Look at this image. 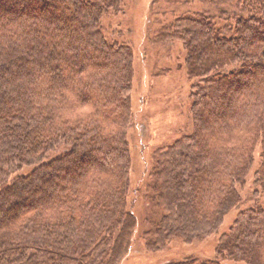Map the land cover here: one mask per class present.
<instances>
[{"label":"trees","instance_id":"obj_1","mask_svg":"<svg viewBox=\"0 0 264 264\" xmlns=\"http://www.w3.org/2000/svg\"><path fill=\"white\" fill-rule=\"evenodd\" d=\"M125 1L0 0V264L128 252L133 55L102 23ZM201 1L156 34L182 44L191 129L153 154L141 238L192 244L235 210L212 258L166 264H264V0Z\"/></svg>","mask_w":264,"mask_h":264},{"label":"rangeland","instance_id":"obj_2","mask_svg":"<svg viewBox=\"0 0 264 264\" xmlns=\"http://www.w3.org/2000/svg\"><path fill=\"white\" fill-rule=\"evenodd\" d=\"M201 0H126L122 12L103 18L108 36L130 47L133 55L130 89L131 121L127 130L130 152L129 188L126 208L135 217L131 243L118 264H166L188 257L212 258L219 234L227 230L235 210L224 217L220 233L192 244L173 242L165 249L152 251L142 241L147 230L145 197L147 173L153 154L177 139L180 131L191 129L189 92L191 82L185 69L180 42L160 43L156 34L175 16L205 8ZM159 42V43H158ZM259 152L255 153V166ZM29 170L24 166L22 172ZM252 173L241 188L242 204L250 198ZM245 264V263H238Z\"/></svg>","mask_w":264,"mask_h":264}]
</instances>
